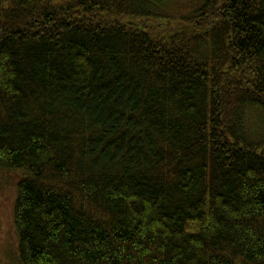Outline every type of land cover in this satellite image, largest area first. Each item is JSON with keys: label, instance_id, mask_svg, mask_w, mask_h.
Masks as SVG:
<instances>
[{"label": "trees", "instance_id": "1", "mask_svg": "<svg viewBox=\"0 0 264 264\" xmlns=\"http://www.w3.org/2000/svg\"><path fill=\"white\" fill-rule=\"evenodd\" d=\"M10 181L20 264H264V0H0Z\"/></svg>", "mask_w": 264, "mask_h": 264}, {"label": "rangeland", "instance_id": "2", "mask_svg": "<svg viewBox=\"0 0 264 264\" xmlns=\"http://www.w3.org/2000/svg\"><path fill=\"white\" fill-rule=\"evenodd\" d=\"M14 185L10 181L0 189V264H20L16 261V234L12 224Z\"/></svg>", "mask_w": 264, "mask_h": 264}]
</instances>
